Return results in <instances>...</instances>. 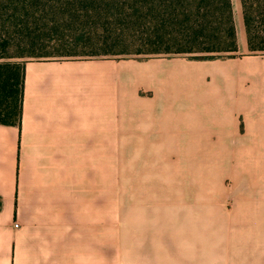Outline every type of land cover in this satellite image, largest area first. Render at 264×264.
<instances>
[{
  "label": "crops",
  "instance_id": "0c3cea01",
  "mask_svg": "<svg viewBox=\"0 0 264 264\" xmlns=\"http://www.w3.org/2000/svg\"><path fill=\"white\" fill-rule=\"evenodd\" d=\"M237 23L230 58L23 62L0 264H264V54ZM116 152L138 153L118 209Z\"/></svg>",
  "mask_w": 264,
  "mask_h": 264
},
{
  "label": "trees",
  "instance_id": "16d2710c",
  "mask_svg": "<svg viewBox=\"0 0 264 264\" xmlns=\"http://www.w3.org/2000/svg\"><path fill=\"white\" fill-rule=\"evenodd\" d=\"M239 4L247 51L264 53V0ZM125 45L136 56L234 57L230 0H0V125L20 120L15 60L128 55L113 50Z\"/></svg>",
  "mask_w": 264,
  "mask_h": 264
},
{
  "label": "rangeland",
  "instance_id": "374dc122",
  "mask_svg": "<svg viewBox=\"0 0 264 264\" xmlns=\"http://www.w3.org/2000/svg\"><path fill=\"white\" fill-rule=\"evenodd\" d=\"M230 2H231L232 14H233V21L234 22L237 21L238 23H240V26L242 27V30H243L239 0H230ZM238 23H237V25H238ZM113 50L115 52H117L116 50H125L124 52L128 53V55H115V56L110 57V58H114L116 61L117 60H139V59H142L145 57L154 56V55H151V56L132 55V53L135 50V47L129 46V45L115 47V48H113ZM42 52H52V51L46 49ZM77 52L78 53L79 52L88 53L89 50H88V52H87V50H84V51L77 50ZM255 54H257V53H255ZM258 54H264V53H258ZM168 57H172V55H170ZM72 58H84V57H72ZM32 59H35V58L28 57V58L15 60L14 62H24V61L32 60ZM115 156H116V158H115V175H116L115 208L118 209V208H123V207L118 205L117 198H119V196L124 195L126 193L128 194V191H130L129 190L130 189V185H129L130 178L128 177V175H126V177H125V173H126V171L133 169V167L135 165L134 159L138 156V153L116 152ZM122 178H125V179H122ZM122 180H124L125 182ZM135 180L137 181V179H135ZM136 181H134L133 179L130 181L133 188L137 189L138 187L139 188L144 187L143 184L141 186L138 185L136 183ZM148 187H151V186H148ZM156 187H157L156 189L161 188V186H156ZM142 189H144V188H142ZM148 189H150V188H148ZM171 189H172L171 185L170 184L167 185V183H166V185L164 184V190L162 189V192L169 191Z\"/></svg>",
  "mask_w": 264,
  "mask_h": 264
}]
</instances>
